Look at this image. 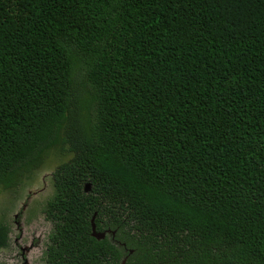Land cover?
<instances>
[{"label":"trees","instance_id":"16d2710c","mask_svg":"<svg viewBox=\"0 0 264 264\" xmlns=\"http://www.w3.org/2000/svg\"><path fill=\"white\" fill-rule=\"evenodd\" d=\"M49 156L43 264H264V0H0V185Z\"/></svg>","mask_w":264,"mask_h":264},{"label":"rangeland","instance_id":"374dc122","mask_svg":"<svg viewBox=\"0 0 264 264\" xmlns=\"http://www.w3.org/2000/svg\"><path fill=\"white\" fill-rule=\"evenodd\" d=\"M54 164L34 168L28 178L10 188L0 185V222L8 228L7 245L0 248V264H43L42 250L50 223L44 218V199L52 192L50 173ZM112 235V231H106Z\"/></svg>","mask_w":264,"mask_h":264},{"label":"water","instance_id":"95a60500","mask_svg":"<svg viewBox=\"0 0 264 264\" xmlns=\"http://www.w3.org/2000/svg\"><path fill=\"white\" fill-rule=\"evenodd\" d=\"M88 189V184L84 186V191H87ZM91 235L94 236L95 238H101L104 235V232H95L94 231V226H91ZM119 264H124V258L120 261Z\"/></svg>","mask_w":264,"mask_h":264},{"label":"flooded vegetation","instance_id":"af4514ba","mask_svg":"<svg viewBox=\"0 0 264 264\" xmlns=\"http://www.w3.org/2000/svg\"><path fill=\"white\" fill-rule=\"evenodd\" d=\"M7 234H8V233H7ZM6 245H7V244H6ZM6 245H5V246H6ZM5 246H4V247H5ZM2 248H3V247H2Z\"/></svg>","mask_w":264,"mask_h":264}]
</instances>
